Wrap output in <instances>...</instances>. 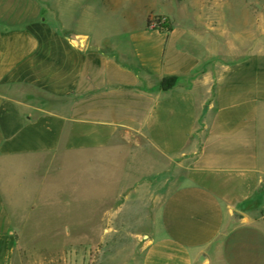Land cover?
Instances as JSON below:
<instances>
[{"label": "crops", "instance_id": "crops-1", "mask_svg": "<svg viewBox=\"0 0 264 264\" xmlns=\"http://www.w3.org/2000/svg\"><path fill=\"white\" fill-rule=\"evenodd\" d=\"M47 1L0 0V264L31 218L47 223L52 207L36 202L54 162L70 164L75 223L44 233L98 225L103 238L141 239L140 264H229L235 235L264 225V33L256 40L248 5L230 12L224 39L218 8L155 0L154 15L145 0H115L111 40L92 36L76 0L69 16L53 0L54 23ZM155 16L171 30L148 26ZM259 231L245 242L264 252Z\"/></svg>", "mask_w": 264, "mask_h": 264}, {"label": "rangeland", "instance_id": "rangeland-1", "mask_svg": "<svg viewBox=\"0 0 264 264\" xmlns=\"http://www.w3.org/2000/svg\"><path fill=\"white\" fill-rule=\"evenodd\" d=\"M117 1V0H116ZM115 0H76L74 13L81 16L88 13L93 16L92 29L94 38L111 39L113 40L121 27V19L119 18V11L122 8H117ZM183 3V8L191 11L199 9H214L218 8L224 11L226 15L221 23L219 32L224 39L230 38L235 34V25L233 22L231 11L236 10L238 15H242L245 10V4L248 5L249 10L253 14L254 31L256 40L258 35L264 33V0H176ZM53 0L47 1V9L49 20L53 23L56 21L54 17ZM64 14L69 16V6L67 0H60L59 2ZM155 0H145L142 6L143 11H148L154 15L163 11V7L155 5ZM144 11V12H145ZM243 12V13H242ZM151 18V17H150ZM150 18L148 20H150ZM213 19V18H212ZM260 38V37H258ZM262 39V38H260ZM109 52V50H106ZM84 154V153H83ZM82 154V155H83ZM81 155V154H80ZM86 155V154H85ZM93 156V154H90ZM84 156V155H83ZM84 162V161H83ZM46 192L43 198L36 203L42 205L45 202L49 203L52 209L41 210L42 222L46 218L47 223L36 226L41 232L35 231L37 228L33 225L34 219L31 218L26 235L17 238L10 244L11 258L10 264H140L142 257L141 246L143 241L141 239L133 238H118L112 233L105 238L101 236V226H86L80 227V232L77 235H61L55 233H44L49 226H58L62 228L67 225L72 227L75 223L74 218H71V172L70 164H66L64 168L60 169L59 165L54 162L46 168L45 176ZM59 185L60 191H50L55 185ZM93 184V186H96ZM110 191L113 189V184L109 185ZM86 193L87 191L84 190ZM84 193V194H85ZM53 204V205H50ZM54 207V208H53ZM43 211V212H42ZM144 210H137L136 213H142ZM86 212V210H84ZM132 212V210H124V213ZM135 211H133L134 213ZM44 214L47 216L45 217ZM142 214L140 219H142ZM139 219V220H140ZM38 222L39 220L36 219ZM37 221L35 224H37ZM151 225L158 228L153 220H149ZM39 224V223H38ZM139 223H134L131 231L138 227ZM143 225V224H142ZM78 227V226H77ZM262 223L251 225L243 230L242 234H236L234 239H237L236 249L230 253L228 257L229 264H264V252L252 245L257 243H249L251 247H247L245 238L261 234L259 231ZM94 228V232L93 229ZM43 231V232H42ZM48 231V230H47ZM262 231V230H261ZM118 237V236H117ZM212 264H224L220 260L212 259Z\"/></svg>", "mask_w": 264, "mask_h": 264}, {"label": "trees", "instance_id": "trees-1", "mask_svg": "<svg viewBox=\"0 0 264 264\" xmlns=\"http://www.w3.org/2000/svg\"><path fill=\"white\" fill-rule=\"evenodd\" d=\"M155 18L158 19L160 17L157 16ZM164 18L166 21L163 24L157 26L156 28L161 30V31L169 32L172 28V25L166 17H164ZM147 25L148 26L151 25L150 20L147 21ZM176 83H177V77H175V76L165 77L160 81L159 87H160L161 91L167 92V91L172 90L176 86Z\"/></svg>", "mask_w": 264, "mask_h": 264}, {"label": "built area", "instance_id": "built-area-1", "mask_svg": "<svg viewBox=\"0 0 264 264\" xmlns=\"http://www.w3.org/2000/svg\"><path fill=\"white\" fill-rule=\"evenodd\" d=\"M155 17H156V16H155ZM155 17H151V18H150V22H151V25H152L153 27H157V26L163 24V23L166 21L164 17H160V18H158V19H156ZM262 218L264 219V213H263V215H262Z\"/></svg>", "mask_w": 264, "mask_h": 264}, {"label": "water", "instance_id": "water-1", "mask_svg": "<svg viewBox=\"0 0 264 264\" xmlns=\"http://www.w3.org/2000/svg\"><path fill=\"white\" fill-rule=\"evenodd\" d=\"M233 217H234V219H236V220H239V219L242 218L241 215H239V214L236 213V212L233 213Z\"/></svg>", "mask_w": 264, "mask_h": 264}]
</instances>
